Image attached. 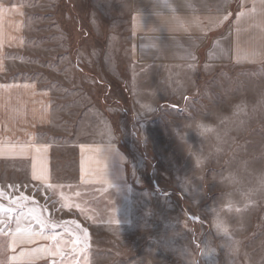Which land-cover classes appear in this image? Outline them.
<instances>
[{"label": "rangeland", "instance_id": "obj_1", "mask_svg": "<svg viewBox=\"0 0 264 264\" xmlns=\"http://www.w3.org/2000/svg\"><path fill=\"white\" fill-rule=\"evenodd\" d=\"M205 61H136L129 0H0V264H264V61Z\"/></svg>", "mask_w": 264, "mask_h": 264}, {"label": "crops", "instance_id": "obj_2", "mask_svg": "<svg viewBox=\"0 0 264 264\" xmlns=\"http://www.w3.org/2000/svg\"><path fill=\"white\" fill-rule=\"evenodd\" d=\"M234 4L237 12L233 17ZM129 7L131 51L139 63L161 68L198 66L203 52L206 65H253L264 61V0H129ZM231 19L223 34L218 35ZM170 83L164 81L163 86L169 87ZM25 96L24 89L21 99ZM34 104L36 106V102ZM38 104L41 106L40 101ZM32 148L21 158L33 167L35 182H51L52 177L46 179L42 175L43 168L52 163L50 159L43 161L50 149L42 145ZM76 148L82 157L81 172L101 168L96 160L104 159L107 164L103 166L115 171L108 181H125L122 155L114 142L92 146L81 142ZM86 156L88 161L85 162ZM37 221L42 222L35 218ZM37 225L41 231V223Z\"/></svg>", "mask_w": 264, "mask_h": 264}, {"label": "clouds", "instance_id": "obj_3", "mask_svg": "<svg viewBox=\"0 0 264 264\" xmlns=\"http://www.w3.org/2000/svg\"><path fill=\"white\" fill-rule=\"evenodd\" d=\"M194 131L197 135L204 138H211L215 134V129L212 124L204 121L203 119H196L193 122ZM262 184H264V170H261L259 173ZM233 182L234 183H240L241 177L239 174H233Z\"/></svg>", "mask_w": 264, "mask_h": 264}, {"label": "snow or ice", "instance_id": "obj_4", "mask_svg": "<svg viewBox=\"0 0 264 264\" xmlns=\"http://www.w3.org/2000/svg\"><path fill=\"white\" fill-rule=\"evenodd\" d=\"M37 223H40V221H37ZM14 243H15V242H13V247H14Z\"/></svg>", "mask_w": 264, "mask_h": 264}]
</instances>
